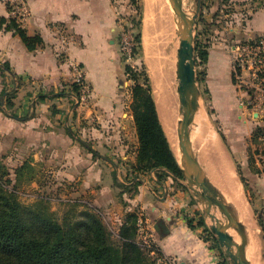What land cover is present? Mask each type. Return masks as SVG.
<instances>
[{"label": "crops", "instance_id": "crops-1", "mask_svg": "<svg viewBox=\"0 0 264 264\" xmlns=\"http://www.w3.org/2000/svg\"><path fill=\"white\" fill-rule=\"evenodd\" d=\"M15 1L0 0V16L9 17V7ZM244 1L247 0H231L235 6ZM27 2L31 16L24 27L30 35L40 34L43 43L30 50L18 34L0 28V63L3 60L8 61L12 72L23 80L41 85L42 89H39L37 94L48 95L44 104L39 106L43 113L50 108L52 93L64 92V95H68L73 78L70 62L80 63L85 80L91 88L90 110L103 122L102 131L97 129L91 131L89 142L103 147H91L83 139L75 137L73 127H60V122L52 120L51 116L45 119L41 114L36 115L34 112L28 114L30 105L26 103L25 96L19 107L21 111H18L19 108L16 111L19 118L6 116L2 119L3 109L0 104V134L3 135L0 138V156L6 154L8 150L7 153L13 155L18 148L17 144L20 143L31 149L35 157H39L44 146L61 147L64 159L68 156L76 157L77 147L74 143L78 139L90 152L94 151L98 157L108 161L112 166L111 178L115 182V176L118 177V174L114 169L116 164L113 159L133 165L139 148L133 111L123 98H120L117 82L122 69L114 36L122 21L123 5L118 0H27ZM249 29L247 36L249 40L255 35L264 36V7L252 13ZM62 35L68 38L67 45L61 42ZM213 45L215 49L209 56L206 80L212 108L224 130L229 149L236 159L243 161L244 168L248 170L245 174L254 175L256 172L249 164V143L254 128L260 123L257 120L259 117L256 116V120L251 119L250 110L241 103L243 94L233 80L230 51L225 50L223 42ZM1 91L0 87V95ZM27 94L30 93L25 95ZM255 115L253 113L254 117ZM102 148L108 149L110 155H105L108 153L102 152ZM257 154L259 156L262 154L254 153L256 163H261L260 158L255 156ZM83 166L86 167L82 169L87 168L88 179L82 180L80 176L79 181L82 180L85 190L93 193L96 191L97 197L93 204L102 206L105 204L106 196H113L112 192L108 185L102 183V179L100 185L97 184L100 189H92L99 177L95 175L91 181L89 176L92 172H97V165L90 161L88 165ZM257 167L261 168L259 164ZM66 175L64 172V176ZM173 183L172 177L164 184L156 180L154 185L148 181L140 184L141 187L139 185L131 204L128 202L127 206L122 207L120 224L125 213L132 209L153 228L154 224L163 218L170 232L159 235L156 231L155 239L163 252L173 257L175 264H221L218 251L202 234L203 229H200V226H191L187 221L195 218V214L186 206L188 192L175 189ZM196 209L198 207L192 210Z\"/></svg>", "mask_w": 264, "mask_h": 264}, {"label": "rangeland", "instance_id": "rangeland-1", "mask_svg": "<svg viewBox=\"0 0 264 264\" xmlns=\"http://www.w3.org/2000/svg\"><path fill=\"white\" fill-rule=\"evenodd\" d=\"M118 2L123 5V12L121 14L122 21L118 25L114 36V42L116 43L115 47L117 53L120 55V65L122 69L121 76L117 82H119L118 87L121 94L120 98H123L124 102H126V104H128L132 109V86L135 83V79L132 74L127 72L126 66L131 65L134 70L138 72L140 81H143L142 74L144 72L151 75L155 90L154 74L157 68L161 69V67H164V62L168 58V52L165 50L163 51L162 49H157L159 32L150 30L148 33V43L150 46L152 45V42H154V45L157 44V48L155 47V50L157 51L158 57L160 59V66H155L154 58L152 57L151 59L146 54L142 18H144L145 14L147 13V0H118ZM14 3H11L10 7H12ZM183 4L192 15L196 6L195 0H183ZM155 5H159L160 8L159 10L156 9L157 13L155 14H160L166 9L165 4L162 3V0H156ZM263 7L264 0H247L242 4H238L237 6H235L231 0H205V5L202 0V10L200 12L195 30V37L199 38L204 49L208 51V57L205 59H201L198 56L197 50L195 51L197 59V76L198 79H202H199L198 81L202 92L201 108L204 110L211 131H213L219 137V139L221 138L222 141L224 139L227 146L228 143L223 132L224 130L217 120V114L212 108L211 97L206 86V80L208 78L207 63L211 51L215 49L213 44H217V42H223L225 45V50L230 51L231 53V47L234 43H241L247 40V36L250 32L249 25L251 24V15L255 10H259ZM151 12L153 14L152 10ZM134 18L136 19L135 21H138L136 25L133 21ZM25 23L26 22L20 24L24 26ZM232 27L233 30H231ZM127 30L129 31L127 32ZM139 30L142 32V43L141 45H138V48L134 47L131 49L129 43V39L131 41V34L133 36V33L139 32ZM260 36L255 35L251 39H256ZM4 62V60L1 61L0 65ZM0 84L1 90L5 86L9 90L17 88V95L13 98L15 102L13 109L15 111H17V109L21 106L26 96V103L30 105V111L28 114L33 112L36 115L41 114L45 117V119L50 118L51 116L52 120L54 119L55 121L60 122V127H73L72 129L76 138L83 139L91 147H100L99 145L93 144V142L89 141L91 139V131L93 129L102 131L103 122L100 121V118L94 111L90 110L91 96L86 101L81 100L79 90L74 87V76L72 78V82L70 83V87L68 88L70 94L67 93L68 95H62L53 98L49 110L45 111L44 113L41 111L39 106L43 105L45 100L39 99L37 94V91L42 89L40 84H32V81L23 80L17 74L14 80L10 73L6 72L3 75L1 70ZM26 93L30 94L25 95ZM61 109H64V111ZM11 110V108H8L6 112L2 110V119H4L6 116L10 117L8 112ZM18 111H21V109L19 108ZM256 116H258V114H256L255 117L252 114H249V117L253 120H256ZM257 120H259V124L264 126V117H259ZM192 130L194 132L198 131V124L196 122L192 126ZM2 136L3 135L0 134V138ZM78 139H76L77 142L75 141L74 143V145L77 147L76 157L68 156L66 159H64L63 155L61 154V147L44 146V148L41 150L42 152L40 151V154L38 152L39 157H35L34 154H32L31 149H27L24 144L21 145L18 143V148H16L13 155L7 153L9 152L8 150L6 154L0 156V163L4 165L7 170L5 179H11L12 181L11 183H6L5 181V183L9 187H12L16 180L17 167H19L25 160L30 159L34 165V176L31 174L28 179L23 180L17 187L19 192L18 194L22 201L26 203H33L38 197L44 196L49 200L48 203L50 209L55 211L58 216H62L64 210L67 207L66 203L69 201L85 203L88 206L94 208L101 215L109 228L113 231L114 236H117L120 227V218L122 217V207L127 206L128 202L131 204L133 196L137 194V189L140 184L146 181H148L149 184H155V179L153 176H151V171L154 170L155 176L157 177L159 176L161 170L152 168L149 171H136L131 163H125V161L113 159L114 163L116 164L114 169L118 174L120 182L123 183V185L127 184V186H130V188H125L123 185L116 184L111 178L112 166L108 163V161L90 152L88 147L82 145ZM261 139L262 140H259L261 141L260 144L259 142L252 141L251 139V143H249V150L253 155L254 152L262 154L264 158L262 153L264 150V136H262ZM101 151L106 153L108 149L102 148ZM107 153L108 154L105 155H110V152ZM227 153L234 164L238 177L242 182L245 196L259 225V232L261 234L260 249L262 251L264 248V241L262 237L264 234V165L262 162L256 163L254 161L255 166L251 167H257L259 164L262 170L259 173L256 172L254 175H246L245 172H248V170L244 168L245 165H243V161L236 159L235 155L230 149L227 151ZM255 156H258L260 159H262V156H259L258 154ZM90 161L97 165V172H92V175L89 176V180L91 178L93 179L95 175L96 177L97 175L99 177L97 182L94 183L95 186H92V189L94 188L95 190H99L100 188L97 186L100 185V179H102V183L108 185L113 195L112 197L106 196L107 198H105V204L102 206H95L93 204L95 202L94 199L97 197V195L95 196L96 191L93 193L89 190H85L81 183L83 179H88L87 168H82L86 167L83 165H88ZM64 172H66V176H64ZM80 176L82 177L81 181H79ZM171 178L172 176L170 175H163L161 180L166 182ZM242 178H244V181H242ZM173 185L175 189H182L188 192V204L186 206L190 209V212L195 214V218L192 217L187 219V221L191 226H199V221L203 218V215L201 214L200 209L192 210L194 207H198V205L196 201H194L189 189L186 188L180 181L176 182V180H174ZM131 207H133V205H131ZM129 211H133V209ZM200 229H203L202 234H204L205 238L209 241V244L214 247L216 251H218L217 254L220 262H226L222 253V249L220 248L214 236L209 232V230L208 232L206 230L204 231L203 226H200ZM154 231L156 232L155 229ZM156 233L160 235V233Z\"/></svg>", "mask_w": 264, "mask_h": 264}, {"label": "trees", "instance_id": "trees-1", "mask_svg": "<svg viewBox=\"0 0 264 264\" xmlns=\"http://www.w3.org/2000/svg\"><path fill=\"white\" fill-rule=\"evenodd\" d=\"M205 5V0H203ZM11 7H9V10ZM133 21L136 25L138 21ZM0 28L18 34L28 49L34 50L43 43L40 34L30 35L26 28L14 17L0 16ZM138 45H141V34H134ZM246 41H254L247 39ZM196 50L201 59L208 57L199 38H196ZM3 75L9 72L15 80L16 73L12 72L10 63L5 61L0 65ZM132 74L135 83L132 86V111L139 137V148L133 167L136 171H149L159 168V179L163 175L183 177L178 161L170 147L166 134L160 122L154 101L150 78L143 73L140 81L138 72L131 65L126 66ZM202 80L201 78H199ZM234 80V79H233ZM76 89L79 86L75 83ZM64 92H54L51 98L64 95ZM17 88L9 90L2 88L0 104L3 111L8 108L11 117L19 118L13 109V98ZM39 99L45 100L47 94H39ZM26 118V117H24ZM264 136V126L258 124L253 131L252 141L261 143ZM96 155V152L93 151ZM253 153V151H252ZM257 153V152H254ZM264 155V150H263ZM264 165V159H260ZM256 159L249 150V164L255 166ZM255 172L262 169L253 167ZM34 165L30 159L25 160L16 169V180L12 187L11 179H5L7 170L0 163V264H155L154 260L137 242L139 215L137 211H127L120 224L118 235L113 231L101 215L91 206L78 201H69L62 216H58L49 207L46 197H38L33 203L20 199L17 187L33 174ZM244 181V178H242ZM6 181V183H5ZM115 182L123 185L115 176ZM125 188H130L127 184ZM194 202V201H192ZM199 226L204 231L208 228L204 219ZM221 264H227L225 261Z\"/></svg>", "mask_w": 264, "mask_h": 264}, {"label": "water", "instance_id": "water-1", "mask_svg": "<svg viewBox=\"0 0 264 264\" xmlns=\"http://www.w3.org/2000/svg\"><path fill=\"white\" fill-rule=\"evenodd\" d=\"M169 1L175 15L178 17L177 34L179 36V45L177 48L174 87L178 99L175 115L179 118L176 123L173 121L171 122V127L174 123L180 157L177 156L175 148L169 140L168 142L179 163L183 177L174 176L172 173H170V176H172L176 182L180 181L189 189L194 201H196L198 205V209H200V212L203 215L206 227L222 249L226 263L252 264L248 259L246 252L248 243L246 225L239 219L236 207L226 200L223 192L209 178L204 165L198 158L197 151L193 147L191 139V133L193 132L192 126L195 123L196 113L199 108H201L202 97L197 76V59L195 54V30L202 10V0H195L196 6L192 15L191 12L185 8L183 0ZM144 18H142L143 30ZM140 34L142 43L141 31ZM148 76L150 78L152 93L158 112L152 78L151 75L148 74ZM220 140L228 151L229 148L227 144H225L224 139L222 141L220 138ZM151 172L156 181L161 182L162 184L165 183L160 180L158 176H155L154 170ZM231 228L240 236L239 241L235 240L234 236L229 232V229ZM154 229L162 235H166L170 232V228L163 218L159 219L154 224ZM262 237L264 241V234ZM261 255L264 262V248L261 251Z\"/></svg>", "mask_w": 264, "mask_h": 264}, {"label": "bare ground", "instance_id": "bare-ground-1", "mask_svg": "<svg viewBox=\"0 0 264 264\" xmlns=\"http://www.w3.org/2000/svg\"><path fill=\"white\" fill-rule=\"evenodd\" d=\"M155 3L156 0H147V13L144 18L145 50L149 58H154L155 66H160V59L155 50V47L157 48L156 45L158 44L157 49L168 52L164 67H161V69L157 68L154 74V91L160 120L168 140L175 148L177 156L180 157L175 124L173 123L171 127V122L176 123L179 118L175 115L178 99L174 87L177 48L179 45V36L177 34L178 17L175 15L169 0H162L166 9L160 14H155L157 13L156 9H160L159 5H155ZM150 30L159 32L158 43L154 45V42H152L151 46L148 43ZM195 122L198 124V131L191 133V139L198 158L204 165L211 181L223 192L226 200L236 207L239 219L246 225L248 235L246 252L248 259L252 264H264L261 258L259 225L245 196L234 164L219 137L211 131L203 108H199L197 111ZM229 232L234 236L235 240H240V236L234 229H229Z\"/></svg>", "mask_w": 264, "mask_h": 264}, {"label": "built area", "instance_id": "built-area-1", "mask_svg": "<svg viewBox=\"0 0 264 264\" xmlns=\"http://www.w3.org/2000/svg\"><path fill=\"white\" fill-rule=\"evenodd\" d=\"M9 14L19 23L26 22L31 16L27 0H17L9 10ZM134 34L133 36L131 34V41L129 39L131 49L137 46ZM68 41L65 35L61 36L63 45H67ZM231 56L234 83L243 94L241 103L250 110L252 115L256 113L258 117H264V36L261 35L254 41L234 43L231 47ZM70 64L74 82L79 86L81 100L86 101L90 97L91 88L85 80L83 67L74 61ZM137 226V242L155 264H175L173 257L165 254L158 246L155 231L147 220L139 217Z\"/></svg>", "mask_w": 264, "mask_h": 264}]
</instances>
